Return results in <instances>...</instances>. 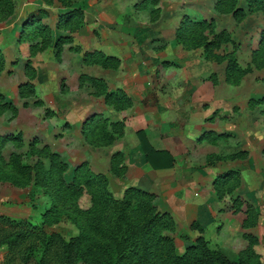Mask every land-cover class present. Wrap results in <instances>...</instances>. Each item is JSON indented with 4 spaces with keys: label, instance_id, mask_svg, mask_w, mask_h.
Segmentation results:
<instances>
[{
    "label": "crops",
    "instance_id": "0c3cea01",
    "mask_svg": "<svg viewBox=\"0 0 264 264\" xmlns=\"http://www.w3.org/2000/svg\"><path fill=\"white\" fill-rule=\"evenodd\" d=\"M33 1L31 5L23 0L19 13L14 8L0 20V135L19 132L21 140L19 147L5 140L0 147L3 157L22 151L24 161L30 162L25 147L35 139L36 147L45 143L67 167L84 161L93 172L103 173L115 197L127 186L153 193L155 207L167 211L174 227L187 230L191 240L200 233L233 259L247 244L244 234L250 233L256 237L252 248L264 252V67L250 63L251 50L257 47L264 27L261 11H248L245 0H236L244 15L235 20L230 12L215 10L214 0H157L142 8L133 5L139 0H84L79 5L82 23L69 32L57 27L65 7L56 0L45 6L41 0ZM39 7L46 10L42 21L51 30V40L30 54L29 44L39 38L24 34L31 25L20 29V21ZM151 7L157 8L152 21ZM183 14L212 18L216 30L228 31L230 41L217 52H228L233 46L238 66L250 67L237 83L225 81L226 59H206L201 47L184 49L175 41L174 29ZM57 32L69 34L58 59L53 46ZM94 49L116 56L118 66L84 63L82 51ZM27 62L42 80L26 75ZM81 73L101 78L105 91L123 90L130 105L113 108L103 94H93L88 81L79 80ZM25 81L32 82L33 93L21 96L18 85ZM44 107L50 114H44ZM92 112L121 120V135L105 145L88 144L80 126ZM136 130L153 147L168 151L172 166L151 167ZM117 151L121 153L118 165L124 168L119 175L110 169V156ZM239 152L242 156L231 157ZM227 170L238 175L232 190V196L240 200L236 211L231 209L229 195L218 197L212 187L213 178ZM28 188L0 183V212L14 214L12 206L27 199ZM247 205L257 213L255 224L248 227L242 225ZM191 222L201 232L192 230ZM4 249L0 247L1 254Z\"/></svg>",
    "mask_w": 264,
    "mask_h": 264
},
{
    "label": "trees",
    "instance_id": "16d2710c",
    "mask_svg": "<svg viewBox=\"0 0 264 264\" xmlns=\"http://www.w3.org/2000/svg\"><path fill=\"white\" fill-rule=\"evenodd\" d=\"M0 1L10 3V0ZM51 1L44 0L46 3ZM58 1L62 5H68L70 2ZM235 1L214 0L213 7L218 12H230L235 20H240L244 10L236 7ZM245 1L247 10H260L264 20V0ZM11 8L10 4L4 12L5 15L10 13ZM151 11L153 15L151 14L150 18L153 19L157 8ZM81 15V10L77 8L65 10L59 14L57 27L72 32L82 23ZM31 21H37L35 16H29V22ZM34 27V36L39 39L29 44L30 54L43 49L51 40L47 25L38 22ZM173 36L184 49L201 47L206 59H226L225 81L228 83H237L240 75L250 69L249 66H238L233 46L228 52H217L222 43L230 41V36L224 28L216 30L212 18L192 19L183 14ZM68 39L69 34L58 35L54 40V54L57 59L62 43ZM74 48L79 49L77 46ZM82 61L108 68H116L119 64L116 56L97 49L82 51ZM250 63L256 68L264 67V27L259 32L257 47L251 50ZM24 70L28 77H35L39 81L43 79L28 62ZM79 80L88 81L94 87V93L103 94L104 101L115 109L130 105L131 100L123 90L105 91V83L101 78L81 73ZM18 93L21 96L32 94V82L20 83ZM45 114H50V110L45 111ZM122 127L121 120H108L100 113L92 112L81 122L80 132L88 144L98 146L108 144L115 136L121 135ZM136 136L151 167L172 166L173 159L168 151L153 147L141 130H136ZM5 140H12L15 145H19L20 133L0 135V147ZM35 141L32 139L30 149L35 154L47 157L48 167L44 168L39 159L32 165L22 164L19 154L14 151H10L4 161L1 160L0 153V162H3L0 163V178L22 185L19 180H30L32 176V182L41 186L43 191L51 196V203L44 212L43 221H47L51 215V221L58 220L59 213L64 210L76 225L77 233L65 237L59 231H46L26 219L0 214V245H5L3 264H264L252 248L256 237L250 233L244 234L247 245L238 251L236 259L228 258L218 247L210 245L200 233L185 246L183 252L176 253L173 239L163 232L164 229H173V218L167 211H159L155 207L152 202L153 193L139 187L127 186L120 197H115L108 189L106 176L90 170L84 161L73 168L70 181L67 182L62 176L66 165L59 159L58 154L46 145L35 147ZM234 156H242V153L231 155ZM120 159L121 153L118 151L110 156V169L116 175L121 174L124 169L122 165H118ZM4 166H8L10 170H5ZM237 183V173L227 170L213 178L212 187L217 196L221 197L224 193L232 192ZM82 190L89 194L90 205L80 209L73 204L71 212L65 210L68 202L74 203ZM60 205H63L64 209ZM239 205L240 200L235 194L231 198V209L236 211ZM244 213L242 225H254L257 216L254 207L247 205ZM190 227L201 232V227L196 222H191Z\"/></svg>",
    "mask_w": 264,
    "mask_h": 264
},
{
    "label": "rangeland",
    "instance_id": "374dc122",
    "mask_svg": "<svg viewBox=\"0 0 264 264\" xmlns=\"http://www.w3.org/2000/svg\"><path fill=\"white\" fill-rule=\"evenodd\" d=\"M30 1H31V5L35 3L33 0H30ZM41 1H42V5L43 6L48 5V4H50L52 2L51 1L50 3H46V2H44V0H41ZM56 1L58 2V4H60L58 0H56ZM156 1L157 0H139L138 2L134 3L133 5H134V7H137V5H138L139 8H142V7H145L147 5V3H149L151 5H155ZM9 2L10 3L8 4V3H5V2L2 3L0 1V20L6 19L13 12L14 8H15V10H17L18 13L21 11V9H19L18 6H21V3L23 2V0H10ZM82 2H84V0H70L68 5L60 4V6L65 7V9L64 10L62 9L61 11L63 12L65 10H69L71 8H77V9L81 10L79 5L81 6ZM10 4H11V7H12L11 11H10L9 14L5 15L4 12L8 10V8L10 7ZM154 8H156V7H151L150 8V12H149V20H151V21L153 20V19L150 18L151 14L153 15L151 10L154 9ZM40 10H42V12ZM81 14H82V11H81ZM31 15L35 16L37 21L29 22V16H31ZM45 15H46V10L44 8H42V7H39V8H36V9H32L31 11H29L28 13L23 15V17H22V19L20 21V23L22 22V25L20 24V29L25 23H28V24L31 25V27L27 31H24V34L29 35V36H31L33 38L37 37V36H34V33H33L34 30H35L34 26L38 22L46 25V23L44 21H42V19H43V17H45ZM81 19H83V14L81 15ZM26 20H27V22H26ZM58 35H61V32L55 33L54 40L57 39ZM62 35H67V34L63 33ZM50 37H51V30H50ZM93 94L98 95L99 93H93ZM43 110H44V114H45V111L49 112V108H47V107H44ZM98 113H100V112H98ZM61 122H63V121H61ZM61 125L62 124H60V127H61ZM31 141L32 140L28 141L27 146L25 147L26 148L25 149L26 152H24V154L27 153L25 155L26 156L25 158H30V160H31L30 162H28V160L24 161L23 152L22 151H16V150H13V151L16 152L17 154H19L20 162L22 164L32 165V164L35 163V161L37 159H39V161L43 164L44 168H47L48 165H49L48 158L42 156V154L38 155V154H35L34 152H32L31 149H30ZM20 145H21V142L19 143V145H15L14 144L15 147H19ZM33 145L36 147L35 142L33 143ZM43 145H46V144L45 143L39 144L38 148L43 146ZM8 154H7V156H8ZM30 155H31V157H29ZM3 156L4 155H2V157ZM7 156L3 157V158L0 156L1 160L6 161ZM35 157H36V159H35ZM59 159H60V157H59ZM60 160L62 162H64L65 165H66L65 169L62 172V176H63L64 180L68 182V181H70V178L72 176L73 166L67 167V162L64 159H60ZM0 163L2 164L3 162L1 161ZM3 168L5 170H10L8 168V166H4ZM6 172H9V171H6ZM32 179H33V177L30 176V180H29V178L27 179L28 181L27 180H25V181L19 180V182L22 183V185H16V184L12 183L9 179L0 178V183H5L6 182V183H9L11 185L18 186V187H29L28 188V192H27V195H28L27 199L24 202H22V203H20V204H18L16 206L15 205L12 206V209H15V211H13V213L17 214V215H14V214L10 215L8 213H2V212H0V214H3L5 216H9V217H14V218L26 219L27 221H29L31 223L38 224L40 227H42L46 231H59L65 237H68V236H71V235H75L77 233V227L70 220L71 219L70 216L68 214H66L64 210L59 213L60 217H59L58 220L51 221L52 216H53V215H51L47 219V221H45V222L43 221L44 212L49 208L50 203H51V201H50L51 200V196L47 192L43 191L41 186L35 185L32 182ZM225 194L229 195V200L231 202V198H232L233 192H228V193H225ZM73 204L77 208H80V209L88 207L90 205L89 194L86 191L82 190V192H80L77 195L76 199L74 200V203L68 202V205L64 207V208H66L65 210H67L68 212H71L72 208H74ZM60 207L63 208V205H60ZM159 211H162V210H159ZM193 229H195V228H192V230ZM163 232H164V234L169 235L173 239L174 248H175L176 253L183 252L185 246H187L188 244H190L192 242V240L188 236V233H187L188 231L185 230L184 228L182 229V228H179V227H176V228L173 227V229H171V230L164 229ZM2 246H4V248H5L4 244L0 245V247H2ZM255 252L264 261V252H262V251H260V252L255 251ZM3 255H4V253L3 254L0 253V264H3L2 263L3 262ZM237 255H238V253L234 256L233 259H236Z\"/></svg>",
    "mask_w": 264,
    "mask_h": 264
}]
</instances>
